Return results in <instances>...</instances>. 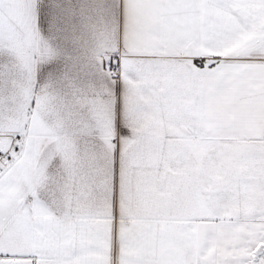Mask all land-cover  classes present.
Instances as JSON below:
<instances>
[{"label":"snow or ice","instance_id":"snow-or-ice-1","mask_svg":"<svg viewBox=\"0 0 264 264\" xmlns=\"http://www.w3.org/2000/svg\"><path fill=\"white\" fill-rule=\"evenodd\" d=\"M0 264H264V0H0Z\"/></svg>","mask_w":264,"mask_h":264}]
</instances>
